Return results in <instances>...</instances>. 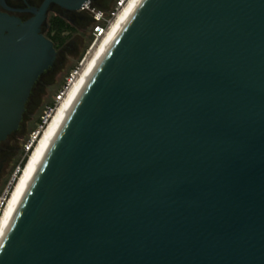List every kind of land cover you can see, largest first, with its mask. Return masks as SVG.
<instances>
[{"label": "water", "instance_id": "obj_1", "mask_svg": "<svg viewBox=\"0 0 264 264\" xmlns=\"http://www.w3.org/2000/svg\"><path fill=\"white\" fill-rule=\"evenodd\" d=\"M50 1L26 21L0 13V144L56 63ZM0 264H264V0H141L46 151Z\"/></svg>", "mask_w": 264, "mask_h": 264}, {"label": "rangeland", "instance_id": "obj_2", "mask_svg": "<svg viewBox=\"0 0 264 264\" xmlns=\"http://www.w3.org/2000/svg\"><path fill=\"white\" fill-rule=\"evenodd\" d=\"M91 15L87 14L85 20L76 19L75 24L66 22L69 28L55 39L58 50L55 65L36 83L20 128L0 144V198L9 195L23 169L22 163L26 162L37 143L47 119L52 115L50 113L58 106L60 95L115 19L111 13L107 15L110 22L106 23L103 34L98 36L95 31L98 20L90 19ZM50 29L44 28L43 32L49 34Z\"/></svg>", "mask_w": 264, "mask_h": 264}, {"label": "bare ground", "instance_id": "obj_3", "mask_svg": "<svg viewBox=\"0 0 264 264\" xmlns=\"http://www.w3.org/2000/svg\"><path fill=\"white\" fill-rule=\"evenodd\" d=\"M141 0H128L123 9L117 14L111 25L103 34L102 39L95 44L90 53L70 80V85L66 88L58 106L50 113L46 125L42 130L37 143L34 145L21 173L13 184L9 195L6 196L2 212L0 214V244L10 227L14 216L29 188L39 165L58 133L60 127L70 113L88 79L102 61L120 30L132 16ZM34 144V143H33Z\"/></svg>", "mask_w": 264, "mask_h": 264}, {"label": "flooded vegetation", "instance_id": "obj_4", "mask_svg": "<svg viewBox=\"0 0 264 264\" xmlns=\"http://www.w3.org/2000/svg\"><path fill=\"white\" fill-rule=\"evenodd\" d=\"M46 0H0V13H7L19 17L26 21L34 17ZM120 0H66L62 5L57 1H50L46 16L42 23L44 28L52 27L53 22L61 18L65 22L73 23L76 19L85 20L87 14H92L90 19H97L96 15L102 13L104 16L109 15ZM126 5V4H125ZM113 6V7H112ZM45 34V33H44ZM47 36V34H45ZM48 37V36H47Z\"/></svg>", "mask_w": 264, "mask_h": 264}, {"label": "built area", "instance_id": "obj_5", "mask_svg": "<svg viewBox=\"0 0 264 264\" xmlns=\"http://www.w3.org/2000/svg\"><path fill=\"white\" fill-rule=\"evenodd\" d=\"M126 0H120L118 2V5L115 7V9L111 12V15L114 17L117 16V14L123 9L124 7V3ZM97 19H98V24L95 26V31L97 33L98 36H100L101 34H103V32L105 31V27H106V23L110 22V19L107 16H104L102 13H98L97 14ZM105 23V24H104ZM74 76V75H73ZM62 95H60L61 97ZM59 97V98H60ZM54 110V109H53ZM52 110V111H53ZM5 198L6 197H1L0 198V214L2 212L3 209V205L5 202Z\"/></svg>", "mask_w": 264, "mask_h": 264}, {"label": "trees", "instance_id": "obj_6", "mask_svg": "<svg viewBox=\"0 0 264 264\" xmlns=\"http://www.w3.org/2000/svg\"><path fill=\"white\" fill-rule=\"evenodd\" d=\"M68 28H69V25L61 18H58L56 21L53 22V25L49 31V34H47V36L50 39H52L55 44V39L60 38L61 33H63V31H66ZM51 34H54V35H51ZM61 42H62V39H61ZM25 163H26L25 161L22 163V168L25 166Z\"/></svg>", "mask_w": 264, "mask_h": 264}]
</instances>
